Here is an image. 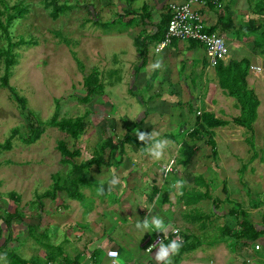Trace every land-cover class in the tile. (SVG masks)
<instances>
[{
    "label": "rangeland",
    "instance_id": "rangeland-1",
    "mask_svg": "<svg viewBox=\"0 0 264 264\" xmlns=\"http://www.w3.org/2000/svg\"><path fill=\"white\" fill-rule=\"evenodd\" d=\"M45 1L48 0H0V9L4 12L1 18L8 8L27 6L10 24L9 34L12 41L20 38L30 41L14 47L16 62L8 77V84L25 97V107L12 96L8 86L0 83V142L13 133L11 147L0 150V213L4 214L5 209L18 213L10 228L12 235L18 233L15 239L20 244L16 251L29 257L45 247L43 242H50L62 246L63 254L72 259L69 264H101L102 257L96 245L107 241L106 244L114 242L113 248L119 251L116 264H158L155 259L158 249L150 243L159 231L137 229L136 225L151 216L163 218L166 225H176V221L184 223L176 210L181 203L178 185L186 182L192 171L188 163L182 162L185 157L182 143L197 146L192 156L198 153L193 167L205 170L208 166L205 172L211 178L215 174L210 168L215 169L213 151L216 148L214 142L208 143L206 139L212 140L214 134L221 149L218 133L225 135L227 129L233 128L232 136L239 137L245 132L234 122L226 127H213L210 135L205 132L202 138L191 137L189 131L205 110L216 111V115L227 119L238 114V109L233 108L234 97L221 95L214 65L202 68L200 63L188 64L185 59L181 62L179 48L169 55L165 53V66L160 62L159 68L153 71L151 68L139 71L142 59L153 58L157 53L156 43L144 45L138 51L135 48L133 37L139 33L145 36L154 28L152 24H144L146 21H142L137 9L146 2L151 18L158 20L159 13L171 0H58L69 3L71 8L57 17L49 14L50 8L45 6ZM256 1L225 0L219 8L205 11V18L208 22L218 14H223L225 19L231 18L229 26L218 29L226 38L229 58L245 55L262 68L258 71L249 65V77L255 82L248 85L253 86L259 98L254 143L261 154L258 164L264 173V49L253 44L257 30H264V10L257 9ZM129 17H132L130 22L126 21ZM249 19L259 27L241 39L235 30ZM7 46V37L0 31V49ZM4 66L0 58V82ZM93 68L98 71L103 90L84 99L87 90L83 79ZM176 87H181V91ZM56 104L58 118H73L85 113L86 125L78 136L47 122ZM35 125L41 128L38 137L26 142ZM136 130L154 132L157 140L166 141L159 157L147 151L151 142H143V147L125 141L120 150L119 139L126 132L137 136ZM107 138L116 143L112 154L109 146L104 147ZM257 138L260 141H256ZM59 139L69 149L79 148L80 153L72 157L75 161L98 153L104 157L102 163L92 165L83 173L90 184L81 187L84 194L81 200L68 197L64 190L57 191L53 197L44 195L53 183L54 174L66 173L70 167V163L62 160L65 155L57 147ZM245 146L249 147L248 142L239 149L244 150ZM113 174L120 182L109 191L107 181ZM220 180L216 172L215 181L210 187L207 185L212 194L202 201L201 208L212 207V196L222 195L217 185H222ZM102 182L104 194L100 195L97 190ZM11 191L16 197L10 195ZM164 194L166 200H162ZM0 227L8 229L1 219ZM30 228L41 241L30 234ZM179 228L182 235L187 233L186 229L197 232L198 242L202 239L201 244L190 248L192 255H185L192 260L188 264H242L241 253L235 250L236 240L223 239L226 232L232 237L231 229L211 227L203 241V236L199 238L202 231L197 224L186 223L184 229ZM257 251L264 253V244ZM178 263L173 255L171 264Z\"/></svg>",
    "mask_w": 264,
    "mask_h": 264
},
{
    "label": "trees",
    "instance_id": "trees-1",
    "mask_svg": "<svg viewBox=\"0 0 264 264\" xmlns=\"http://www.w3.org/2000/svg\"><path fill=\"white\" fill-rule=\"evenodd\" d=\"M130 1V0H129ZM211 3V2H210ZM45 6H49V14L52 17H57L60 12L64 10H69L71 5L69 3H62L58 0H48L45 1ZM147 3L143 2L141 8L137 9L140 11L142 21L150 22L154 25L153 31L151 33H145V36L136 34L133 37V43L135 45L136 50H141L142 47L146 44L145 38L148 36L154 38L155 40H160L163 38L164 32L167 28L169 13L168 11H163L160 13L158 20H153L151 18L150 12L146 8ZM211 8H215L214 5L210 4ZM255 6L259 10H264V0H258L255 2ZM14 9L8 8L6 10L4 18H1V14L4 13L0 9V31H3L5 36L7 37L8 46L6 49H0V58L4 60V73L1 76V84L6 85L10 88L12 96H14L18 102L20 103L21 107H25V97L23 95H19L15 88L12 85L8 84V77L10 75V68L12 64L16 62L15 55L17 54L14 47L21 43H30L29 40H25L20 38L16 41H12V38L9 34V26L13 22L14 18L23 13L27 6L22 4L21 6L18 5L17 7L14 6ZM263 13V12H262ZM225 16V15H224ZM147 17V18H146ZM132 17L126 19V21L130 22ZM98 22V20H97ZM107 22H105L106 24ZM231 24V18L227 17L226 19L223 17V14H218L215 21L210 23L207 27L208 30H216L224 29ZM259 25L254 24L253 19H249L247 23H240L237 26L236 35L241 39L249 36L251 33L255 32L258 29ZM176 38L174 37L172 41H175ZM192 44L199 43V41L189 38ZM254 45H261L264 46V30L253 39ZM263 49V48H262ZM79 65H82L80 59L75 56ZM250 59L248 56L243 55L240 58H229L228 61L219 60L214 65V70L217 76V81L219 86L223 89V91L232 97H234V105L239 108V112L236 115H233L231 119L223 118L221 116L215 115L214 112L210 110H205L202 112L200 116L196 119V124L193 125L191 130L189 131V135L194 138H202L205 134L210 135V132L213 127L223 126L227 124L229 121L234 122L235 124L243 126L247 134L245 139L249 144L250 149H254V127L253 122L257 117V107L259 104V98L254 90V88L250 87L247 82V74L249 71ZM83 83L86 87V95L84 99H88L92 93H100L103 90V83L99 78L98 71L96 68H93L89 73L84 76ZM39 121V120H38ZM46 122V121H45ZM50 125H56L61 129L65 130L72 136H78L83 128L86 125L85 113L79 114L74 116L73 118L70 117H60L58 118V105L56 104V109L53 115L47 120ZM41 128L38 126H34L29 133V138H26L25 141L29 142L33 139L37 138L40 133ZM13 133L5 139V141L0 142V150L1 149H9L11 147V138ZM125 141L137 143L139 145H143V141H140L137 136L126 132L122 138L119 139L118 145L120 146V150H122V145ZM206 142L213 144V139L210 138L206 139ZM109 146L110 154L114 152V148L116 143L112 141L111 138H107L104 141V147ZM184 147L183 154L185 155L182 162L185 164L189 163L192 159L193 154L195 153L197 146L195 144H187L182 143ZM57 147L60 149L65 157L62 159L66 163H70V167L66 171V173L57 172L53 176V183L51 187L44 191V195H49L53 197L57 191L64 190L68 197L74 199H83V192L81 191V187L84 185H89L90 181L83 175L85 171H87L92 165H99L104 161V157L102 154L98 153L93 155L89 158L81 159L80 161H75L72 157H75L80 153L79 148L69 149L66 143L59 139L57 142ZM144 147V145H143ZM216 154L215 151H213ZM253 155V154H252ZM189 180H192L193 183L196 185L188 186L185 181L180 182V199L182 203L185 205L195 204L200 201L202 198L209 196V192L207 189L208 183L206 182L204 176L200 173L191 174L189 176ZM169 188V187H168ZM167 194V191H165ZM162 200H166V195ZM10 195L12 197H16V194L11 191ZM215 203V202H214ZM216 204V203H215ZM1 209V208H0ZM236 209V208H235ZM190 210V211H189ZM188 212L183 211L182 215L191 221H203L209 217L210 214L204 212L199 209H189ZM230 211L233 209L230 208ZM2 220L4 221L6 227L11 228V222L18 217V213L15 212H7L5 209V213L0 215ZM200 223V227L203 226L204 223ZM29 226H33L29 224ZM240 228L234 231L233 236L236 238H245L254 240L256 239L263 229L256 228L254 223L251 222L244 213V210L240 211ZM34 227V226H33ZM32 227V228H33ZM34 229V228H33ZM33 229L29 230L30 234L37 240L41 241L37 234L32 233ZM224 230V229H222ZM28 232V233H29ZM224 232V231H223ZM13 235L9 234L8 238L6 237L4 244L9 240L10 237ZM189 238H193L192 235L183 233V245L180 248L179 252L184 250H189L190 248L195 247L198 242V238L196 237L194 241H188ZM171 239L167 238L164 240L165 244H168ZM45 246V255L44 258L39 257L38 255H32L31 257H23L21 256L15 249L8 248L5 245L1 246L4 249V255L7 258V264H51L53 262H57L59 264H69L71 263L72 259L68 255L63 254V249L60 244H53L50 242H43ZM178 252V253H179ZM76 260V259H73ZM77 263V261H76Z\"/></svg>",
    "mask_w": 264,
    "mask_h": 264
},
{
    "label": "crops",
    "instance_id": "crops-1",
    "mask_svg": "<svg viewBox=\"0 0 264 264\" xmlns=\"http://www.w3.org/2000/svg\"><path fill=\"white\" fill-rule=\"evenodd\" d=\"M159 16H160V13H159ZM152 19L157 20L155 18H152ZM210 21L211 22H209V24L213 23L215 19L213 20V17H212ZM144 24L145 25L150 24L151 26V23L149 22H144ZM152 31L153 29H150L148 30V32L147 31L146 32L151 33ZM260 33L261 31L257 30V33H255L254 35V38L256 36H259ZM159 41L160 40H155L154 38L150 36L145 38V43H146L145 47L148 46L149 44L151 45L152 43L154 44L156 43V45H154V50H155V53L157 54L153 58L150 56H147V57H144V59H142L141 63L143 64V66H141V68L139 69L140 72L145 69L147 70V68H151L153 71L154 68H159V67H156L155 65L159 64L160 62L162 63L163 66H165V63H164L165 53L169 55L172 51L177 50V48H179L177 51L182 52L180 54L181 62H182V59H185L188 62V64L190 62L191 63L194 62L193 65L200 63L199 65L202 68L206 65H207L206 67L208 68L209 63L205 56L204 48L201 44L199 43L192 44L187 39H177L176 38L175 41H171V43L157 50L156 46ZM258 47L260 48V50L263 48L261 45H259ZM159 54L161 55L158 56ZM157 57L159 58V60L156 59ZM259 57L260 59L263 58L262 56H259ZM236 58H240V57H236ZM250 64L259 65V64H255L251 60H250ZM178 69L180 70V65ZM177 76H178V72H177ZM247 82L248 84H251V82H255L254 78L249 77V71L247 74ZM177 83L179 84V82ZM249 86L253 88L252 85H249ZM175 89L176 90L178 89V91H181L182 88L176 87ZM221 95L224 97H227L226 93L223 91L222 88H221ZM232 102L234 104V101ZM233 108L235 109V111L237 109L239 111V108L236 107L235 105H233ZM215 113L217 114L216 111ZM231 122L232 121H229L228 123H231ZM228 123L225 125H228ZM225 125H223V127H226ZM238 126L241 128V130L245 132V135H241L239 137L232 136L233 128L227 129L228 132L225 135L218 133L217 137L220 140H222L221 149L218 147L216 143V139L214 138V134H213L212 139L214 141V144H215L214 146L216 148V151H215L216 152V162L214 163V166H213L215 169L210 168L211 170L215 171V174L211 176V178L205 172L209 168L208 166H205V170L202 167H197V166L193 167V164H195V162L197 161L198 153H196L194 157H192L191 161L188 163L189 168L192 171V174H196V173L202 174L206 182L208 183L209 187L211 186V182L215 181L216 179V172L219 173L220 179H221L219 182L222 183L221 186L217 184L221 189L222 195L218 193L212 196L214 197V202L216 203V204L213 203L212 207L208 209L201 208L202 201H204L206 197L209 198L210 194H212L211 190L208 191L209 196L202 198L200 201H198L195 204L185 205L182 203V200L180 199L179 201L181 203H179L176 206L177 208L176 210L179 211V214L181 216L179 218H181V221H183L185 224L180 221L179 222L176 221L175 224L178 225V227L182 226L183 229L185 228L186 223H191V224L194 223L195 225L197 224V227H199V229L202 231L199 234V238L203 236V241L205 240V234L207 233V230L211 229V227L212 228L215 227L217 229H224V231H229L231 229L232 232L239 229L241 210H244L245 216L251 222L254 223L256 228L264 230V173H263L262 167L258 164L261 161V154L256 144H255L254 149H252L251 152L249 150V147L247 146H245L244 150L239 149L242 146V144L246 145L247 141L245 139V136L247 132L243 126L241 125H238ZM253 127H254V122H253ZM259 139L260 138H257L256 141H260ZM248 152H250L249 155H245ZM191 182L193 181L189 179H187L186 181L188 186L195 185L194 183H191ZM178 188L180 189V182H179ZM3 202L6 203L5 201ZM167 203L169 202L167 201ZM230 208L233 209V211H230ZM189 209H199L204 212H207L210 215L209 217L206 218V220H204V222L198 221V220H195V221L187 220L182 215V212L183 211L188 212ZM1 214L2 213H0V215ZM0 219L2 220V217ZM202 222L204 224L203 226L200 227L199 225ZM189 227H192V226H189ZM7 228L9 230L8 229L3 230L2 227H0V264H7V258L4 255L5 248H1V246L5 245L8 248H13L16 250L17 245L20 244V242L15 239L18 236V233H14L13 236L10 237L11 239L9 238L10 240H8L6 244H4L6 237L8 238V235L9 234L11 235V229L9 227ZM185 231L188 234L192 235L194 239L196 237L198 238L197 232L187 231L186 229ZM227 234H228L227 232L224 233L223 239L231 240V241L236 240L237 243H234L235 250L241 253L239 258L242 264L244 263L247 264V262L248 264H264V253L257 251L261 249L262 244H264V231L261 232L260 235L254 240L245 239V238H236L233 236V234L232 235L230 234L233 237L232 238V237L227 236ZM181 236L183 235L181 234ZM201 242H202V239H200L199 244H201ZM106 243L107 241L105 243H101V244L98 243L96 245L102 257L101 264H106L108 262V257L106 255V249L110 247H115L114 242H110L109 244H106ZM256 243L259 244V247H255ZM38 251L39 252L35 253V255H38L39 257L44 258L45 247H42L41 250H38ZM191 252L193 251L189 249V250H184L174 255L175 259L179 261L178 264H188V262L190 263L192 260L189 259L190 258L189 256L186 259L185 255L186 254L192 255L193 253L191 254ZM32 255L34 254H31L29 257H31ZM89 255L90 254H88L87 256Z\"/></svg>",
    "mask_w": 264,
    "mask_h": 264
},
{
    "label": "built area",
    "instance_id": "built-area-1",
    "mask_svg": "<svg viewBox=\"0 0 264 264\" xmlns=\"http://www.w3.org/2000/svg\"><path fill=\"white\" fill-rule=\"evenodd\" d=\"M225 0H171L168 1L167 8L169 18L167 28L164 32L163 38L158 42L156 49L159 50L171 43L175 37L177 39H195L201 43L204 48L205 56L209 64L215 65L219 60L226 61L229 58V49L226 38L218 29L208 30L205 16V11L211 8L212 3L215 8H219ZM211 2V3H210ZM203 9V10H202ZM251 69L260 70V65H250ZM168 168L165 167V170ZM169 230L168 237L171 240L177 237L182 239L181 230L178 226L172 225ZM163 232L157 233L152 239L150 245H154L160 240L164 239ZM166 238V239H167ZM165 240V239H164ZM259 247V244H255ZM108 262L106 264H116L115 258L118 256V251L113 248L106 249Z\"/></svg>",
    "mask_w": 264,
    "mask_h": 264
},
{
    "label": "clouds",
    "instance_id": "clouds-1",
    "mask_svg": "<svg viewBox=\"0 0 264 264\" xmlns=\"http://www.w3.org/2000/svg\"><path fill=\"white\" fill-rule=\"evenodd\" d=\"M155 66L159 67V64ZM135 133L140 141H143L146 144L151 142L150 146L147 148V151L150 155H152L153 157H159L162 154V150L166 146V141L157 140L156 134L154 132L149 133L136 130ZM119 182V177L113 174L112 177L107 181L108 190L112 191V189L117 184H119ZM97 191L100 195L104 194L103 182L101 183V187H99ZM136 227L137 229L141 230L155 229V231L163 232L165 234L164 239L168 237L167 234L169 230L175 231L174 229H172V226L170 224L166 225L163 218L158 216L145 217L142 222L137 223ZM164 239L152 245V247L158 249V251L155 253V259L157 260L158 264H171V257L179 252L180 248L183 245V241L177 237L176 239L170 240L168 244H165L163 242ZM148 251L151 252V248H149Z\"/></svg>",
    "mask_w": 264,
    "mask_h": 264
}]
</instances>
